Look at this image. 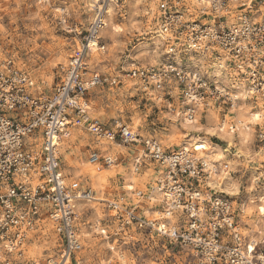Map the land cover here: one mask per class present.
<instances>
[{
    "label": "clouds",
    "instance_id": "1",
    "mask_svg": "<svg viewBox=\"0 0 264 264\" xmlns=\"http://www.w3.org/2000/svg\"><path fill=\"white\" fill-rule=\"evenodd\" d=\"M0 264H264V0H0Z\"/></svg>",
    "mask_w": 264,
    "mask_h": 264
}]
</instances>
